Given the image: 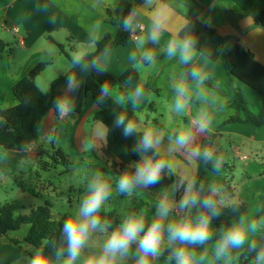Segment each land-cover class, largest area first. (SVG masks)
<instances>
[{"label":"crops","instance_id":"crops-1","mask_svg":"<svg viewBox=\"0 0 264 264\" xmlns=\"http://www.w3.org/2000/svg\"><path fill=\"white\" fill-rule=\"evenodd\" d=\"M135 1L0 0V40L13 51L12 55L6 52L0 57V111L18 104L13 89L35 66L46 64L45 70L54 66L57 49L72 61L74 57L82 58L94 52L96 43L106 36L115 39L118 28L111 20L120 19ZM262 11L264 0H142L125 17V21H131V26L125 27L130 32V41L109 49L99 58L102 67L117 79L130 69L137 71V82L117 86L119 94L124 97L121 105L134 109L139 119L135 126L138 132H148L154 138H159V143L153 148L167 167L166 174L161 171L160 179H168L170 184L154 189L149 186L150 190L162 189L161 202H166L171 209L163 219L162 244L159 254L149 258L151 264H174L173 253L181 247L190 251L192 264H248L247 249L253 243L264 241V125L255 127L239 121L231 122L235 117L245 119V113L239 112L234 105L237 92L243 94L253 114L260 112L262 97L231 75L220 62L193 47L190 52L192 59L186 64L181 62L179 50L174 56L167 53L169 43L181 45L184 40L180 32L190 21L197 20L241 45L264 66V29L255 21ZM135 31H138V38L132 39L131 34ZM154 31L157 36L155 41L151 39ZM145 53L152 55L151 61L144 59ZM193 69L199 72L200 77L193 78ZM70 70L65 73L59 70L62 73L60 76ZM88 76V69L83 67L73 79L74 86L70 87L68 83L60 86L59 99L65 98L71 104ZM39 77L41 75L36 79L37 86ZM181 84L187 92L181 98L183 109L177 111L176 89ZM138 87L141 95L133 102L132 97ZM121 88L127 92V96L122 95ZM99 110L95 100L89 98L83 112L76 117L71 116L70 111L61 115L57 108L51 110L37 138L28 136L14 139L0 134V149H4L0 155L5 158L6 167L14 169L15 164L24 166L27 161L35 163L36 158L45 152L40 141L57 138L59 125L66 118L73 121L69 136L77 143L88 117L96 115ZM202 118L207 122L204 131L199 128ZM175 124L177 127L180 124L190 125V139L184 146L176 144L180 132L167 130V127ZM4 125L5 121L0 116V129ZM173 133H176L175 136H172ZM208 133L217 134L210 154L216 171L207 172L209 185L217 189L214 194L220 198L223 206L237 203L247 205L248 213L243 217L246 228L252 221L258 224L255 232L249 230L248 240L242 247L229 249L225 256L219 258L216 256L219 240L205 248H197L202 244L180 243L176 246L168 239V225L182 221L184 217L189 218L194 210L196 203L181 207V201L195 196L198 154L194 153L198 152L196 145L208 138ZM107 155L113 160L109 151ZM138 164L131 169L135 170ZM189 185L192 186L191 190ZM161 202L156 201L153 205L156 218ZM201 214L202 211L197 208L193 221ZM121 219L124 221L122 216ZM226 229L220 231L224 233ZM209 230L211 234L217 230L211 218ZM23 241V246H20L19 240L0 235V264H30L34 247ZM98 242L101 243L100 240ZM131 246L137 250L138 241ZM57 261L54 264H60ZM89 262L78 257L74 264ZM249 264H256V258Z\"/></svg>","mask_w":264,"mask_h":264},{"label":"trees","instance_id":"trees-1","mask_svg":"<svg viewBox=\"0 0 264 264\" xmlns=\"http://www.w3.org/2000/svg\"><path fill=\"white\" fill-rule=\"evenodd\" d=\"M142 0H136L135 3L120 19H112L111 23L118 28L115 39L106 36L96 43V50L92 53L85 54L80 58V63H74L72 60V69L63 76H60L51 83L50 90L43 92L36 84L37 77L45 70L46 64L35 66L27 77L21 80L13 89V93L18 104L8 110H1L0 116L4 119L5 125L0 129V134L10 136L14 139H24L28 136L37 138L42 129L43 121L46 115L53 109H56V102L61 94L60 86L68 83L69 77L72 80L80 73L83 67L89 71V76L82 85L77 98L71 103L70 114L73 117L80 115L86 107L89 98H93L100 110L95 115V120L102 123L107 128V149L114 159L112 170L120 177L125 173H133L131 169L134 164H138L144 157L153 161L160 160L159 154L153 147L147 150H137L144 133L135 131L125 136L123 125L117 126V118L121 115L125 117V124L128 121L133 122L136 126L139 122L134 109L131 106L119 104L112 96V91L117 86H124L138 81V73L135 69L128 70L121 78H115L107 72L99 62V58L109 49L125 45L130 41V32L124 26L125 17L132 11ZM255 21L264 29V11H262ZM180 37L185 40H192V47L209 57L210 59L220 62L231 75L242 81L244 84L255 90L262 97V106L258 114H253L247 107L243 94L237 92L235 107L239 112L245 113V119L232 118L231 122H243L251 126L261 127L264 125V66L260 64L252 53L244 49L235 41L221 36L215 30L204 25L200 21H190L180 32ZM63 48V46L61 47ZM8 52L12 55L13 51L2 40H0V57ZM107 85L109 94L101 98V87ZM123 96L127 92L121 88ZM58 112V110H57ZM173 133L172 136H175ZM217 134L208 133V138L202 140L196 145L198 151L197 164L198 170L194 179L195 196L198 202L193 206L192 215L183 220H194L197 208H200L204 215H208L214 222L217 230L213 232L210 239L197 248H205L207 245L220 240L223 233L220 231L224 228L236 224L241 217L248 213V207L244 203H237L231 206H223L220 198L213 193V188L209 185L206 175L209 170L216 171L211 157L205 158L204 152L209 154L213 152V143ZM61 157L63 161L68 162L67 156L59 149L53 156ZM167 173V167L162 170ZM22 182L19 185L23 188ZM170 184L168 179H160L151 189L166 187ZM180 180L178 179V186ZM25 190V189H24ZM180 191V189H178ZM178 191V192H179ZM206 198L213 199L217 215H213V210L203 207L202 201ZM52 205L47 202L45 206L32 209L30 214L16 215L15 209L11 204L0 206V235L7 236L9 232H17L24 225L30 228L24 238L25 242L34 248L40 250L48 256L51 264H54L59 258L67 257V240L63 233V224L65 220H55L52 211ZM101 223L107 221L106 227L114 231L123 222L121 216L116 212L99 213ZM148 225H145L147 230ZM143 235V233H142ZM18 245L19 242L13 241ZM176 246L181 242L173 241ZM63 249V254L57 256V252ZM264 249V241L255 243V248L247 249L248 264L257 257L258 253ZM174 264L176 260L174 259ZM245 264V262L243 263Z\"/></svg>","mask_w":264,"mask_h":264},{"label":"rangeland","instance_id":"rangeland-1","mask_svg":"<svg viewBox=\"0 0 264 264\" xmlns=\"http://www.w3.org/2000/svg\"><path fill=\"white\" fill-rule=\"evenodd\" d=\"M68 51L71 54L70 49ZM55 58L54 66L43 71L37 80L38 87L45 93L50 90V85L48 87L47 83L51 84L62 74L59 73V70L65 73L72 68V61L59 49H57ZM112 96L118 103H123L120 102L121 95L118 87L113 89ZM71 126H73V121L71 118H66L64 123L59 125L57 138L40 141L39 144L44 147L45 152L36 158L35 163L27 161L24 166L15 164L12 169V167H6L5 158L0 155V206L11 204L16 215H25L30 214L32 209L45 206L49 202L52 205L51 211L54 219L66 220L79 211L82 199L88 191L89 183L99 174L111 189L100 213L116 211L124 220L133 215L140 216L144 219L145 224L150 226L157 219L153 205L156 204V201L161 202L160 192L162 189L150 190L149 187L140 185L133 188L131 193H120L117 188L118 176L111 172L114 159L112 160L107 155L106 126L97 122L95 115H90L77 143L69 136ZM167 130L189 133L190 125L180 124V127H177L175 124L167 127ZM171 138L174 137L171 136ZM58 149L64 152L68 162L63 161L61 157H56L57 160L54 159L55 150ZM3 150L0 149V154ZM20 181L23 183V188L19 185ZM29 228V225H24L21 230L9 232L4 237L10 240H19L20 246H23V240ZM111 233L106 228L103 230L97 228L91 231L79 257L89 261L98 259L104 254V245ZM99 240L101 243H97ZM38 251L33 248V255ZM65 259L61 258L57 262L64 263ZM137 259V250L131 246L127 255H117L111 264H136ZM29 263L31 264V258H29ZM19 264H25V262Z\"/></svg>","mask_w":264,"mask_h":264},{"label":"clouds","instance_id":"clouds-1","mask_svg":"<svg viewBox=\"0 0 264 264\" xmlns=\"http://www.w3.org/2000/svg\"><path fill=\"white\" fill-rule=\"evenodd\" d=\"M131 21H125V27H130ZM151 39L155 41L157 39L156 32L154 31ZM193 41L188 39L183 41L181 45L169 43L167 53L169 56H174L179 50L180 60L182 63H188L191 57V48ZM135 58V54H133ZM144 59L151 61L152 55L150 53L144 54ZM74 63H80V57H74ZM193 78L200 77L199 72L195 69L192 71ZM70 87L74 86L71 77L68 79ZM177 99L176 110L180 111L184 107L182 97H185L187 89L184 85L177 86ZM109 88L105 84L101 87V98L108 96ZM141 95V89L138 87L132 97L133 102L135 98ZM124 97H120V102H123ZM56 108L61 115H65L71 111L70 101L61 98L56 102ZM117 126L123 125V133L127 137L135 131L133 122L128 121L125 124V117L123 115L117 118ZM207 127V122L202 118L199 121V128L204 131ZM190 139L189 133H181L177 139L176 144L184 146ZM159 143V138H154L151 133L146 132L137 146V150H147L152 148L155 144ZM194 154H198L194 153ZM205 158H209L210 154L205 151ZM165 161L163 160H151L145 159L137 165L135 172L123 174L117 184V188L120 193H131L133 188L137 186L149 187L155 185L160 180V173L165 168ZM189 185V190H191ZM213 193L217 192V189L212 190ZM111 192L110 186L104 182L100 175L97 176L89 183L88 191L84 195L80 204L79 211L68 217L63 224V233L67 240V257L64 260V264H74V261L79 257L80 251L85 245L91 231L101 228L102 230L108 226L107 221L101 223L100 210L105 203ZM198 202V198L193 196L191 198H185L181 201V207H187L190 204ZM203 207L212 209L213 215L218 213L215 211V203L213 199L206 198L202 201ZM170 206L166 202H161L158 207V218L155 219L150 226L145 230V221L140 216H130L126 218L116 230H114L109 236L107 242L104 245V254L98 259L91 260L89 264H111V261L115 260L117 255H127L131 245L138 241L137 253L139 258L136 264H151L150 257H155L159 254L163 237V219L166 218L170 212ZM210 217L208 215L201 214L195 221L182 220L177 223L168 225V239L169 241H179L181 244H204L210 239L211 233L209 230ZM258 224L256 221H252L247 228L245 227V219L241 217L237 224L230 226L223 233L222 238L217 242L216 256H225L229 249L240 248L248 240L249 230L255 232ZM141 233L143 235L141 236ZM251 248H255L253 243ZM63 249L57 252V256L63 254ZM176 264H192V255L190 251L181 247L174 251ZM31 264H51L48 256L42 252H37L31 259ZM256 264H264V249H262L257 257Z\"/></svg>","mask_w":264,"mask_h":264},{"label":"built area","instance_id":"built-area-1","mask_svg":"<svg viewBox=\"0 0 264 264\" xmlns=\"http://www.w3.org/2000/svg\"><path fill=\"white\" fill-rule=\"evenodd\" d=\"M140 29H143V27L141 25H139ZM131 38L132 39H137L138 38V31H135L131 34Z\"/></svg>","mask_w":264,"mask_h":264},{"label":"water","instance_id":"water-1","mask_svg":"<svg viewBox=\"0 0 264 264\" xmlns=\"http://www.w3.org/2000/svg\"><path fill=\"white\" fill-rule=\"evenodd\" d=\"M195 204V203H194Z\"/></svg>","mask_w":264,"mask_h":264}]
</instances>
